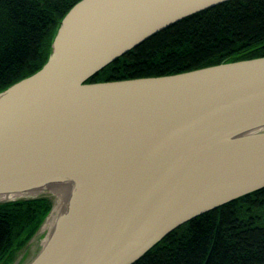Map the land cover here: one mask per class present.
<instances>
[{
    "label": "water",
    "instance_id": "water-1",
    "mask_svg": "<svg viewBox=\"0 0 264 264\" xmlns=\"http://www.w3.org/2000/svg\"><path fill=\"white\" fill-rule=\"evenodd\" d=\"M224 1L79 0L42 66L0 91V194L63 173L87 181L27 264H132L178 225L264 187V56L86 82Z\"/></svg>",
    "mask_w": 264,
    "mask_h": 264
},
{
    "label": "trees",
    "instance_id": "trees-1",
    "mask_svg": "<svg viewBox=\"0 0 264 264\" xmlns=\"http://www.w3.org/2000/svg\"><path fill=\"white\" fill-rule=\"evenodd\" d=\"M79 0H0V91L46 61ZM264 56V0H226L150 35L86 82L161 76ZM51 208L47 196L0 203V264H11ZM132 264H264V187L178 225Z\"/></svg>",
    "mask_w": 264,
    "mask_h": 264
},
{
    "label": "bare ground",
    "instance_id": "bare-ground-1",
    "mask_svg": "<svg viewBox=\"0 0 264 264\" xmlns=\"http://www.w3.org/2000/svg\"><path fill=\"white\" fill-rule=\"evenodd\" d=\"M86 182V175L82 173H63L35 180L19 189L0 194V200L27 199L37 194L51 200L49 214L28 244L29 259L24 264L40 251L62 216L75 205Z\"/></svg>",
    "mask_w": 264,
    "mask_h": 264
},
{
    "label": "rangeland",
    "instance_id": "rangeland-1",
    "mask_svg": "<svg viewBox=\"0 0 264 264\" xmlns=\"http://www.w3.org/2000/svg\"><path fill=\"white\" fill-rule=\"evenodd\" d=\"M30 242V241H29ZM29 244L28 242L26 243V245ZM25 245V246H26ZM29 259V255H28V250H25V247L22 248L19 253L17 254V256L15 257L13 263L14 264L16 262V260L18 261L17 264H24L26 263V261Z\"/></svg>",
    "mask_w": 264,
    "mask_h": 264
}]
</instances>
